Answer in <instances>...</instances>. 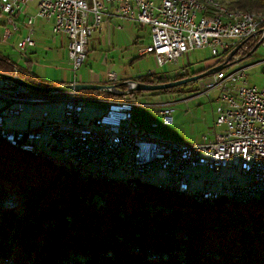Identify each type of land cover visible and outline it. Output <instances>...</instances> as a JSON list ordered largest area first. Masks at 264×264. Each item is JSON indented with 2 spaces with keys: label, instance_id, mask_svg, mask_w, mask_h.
Returning <instances> with one entry per match:
<instances>
[{
  "label": "built area",
  "instance_id": "2783aa9c",
  "mask_svg": "<svg viewBox=\"0 0 264 264\" xmlns=\"http://www.w3.org/2000/svg\"><path fill=\"white\" fill-rule=\"evenodd\" d=\"M34 1L37 12L26 20L28 34L19 46L22 55L36 46L35 21L43 18L51 23L55 34L67 36L68 58L75 79V71L87 59L94 29L115 18L150 27L151 41L143 53L154 55L160 66L200 48H210L213 57L220 59L240 44L238 56L251 52L261 40L260 46L264 47V25H250V20L244 25L219 20L215 5H187L185 0H0V13L11 24L5 31V41L12 31L19 29L17 19ZM231 66L212 74L206 84L205 92L214 88L219 91L215 98V126L219 131L214 128L200 142L157 137L141 131L135 120L133 100H106L103 114L86 118L84 112L89 103L98 101L78 93L63 97L64 109L59 120H50V112L43 111L38 128L7 127L8 116L20 117L28 106L53 102V97L17 84L5 94V104L0 109V135L17 138L23 146L51 158L78 161L79 175L87 171L113 175L117 169L149 172L158 168L165 173L163 185L190 189L188 169L205 167L217 175L226 169L228 175L225 183L217 182L212 188L196 191L199 195L229 192L242 196L261 192L264 191V88L249 83L247 67ZM127 81L128 88L124 90L117 86L122 81L115 71L110 70L104 78V84L110 86L109 93L114 94L124 91L128 94L137 85L134 80ZM155 106L163 126L174 125V102L163 96ZM159 128V123L150 127L156 132Z\"/></svg>",
  "mask_w": 264,
  "mask_h": 264
},
{
  "label": "trees",
  "instance_id": "16d2710c",
  "mask_svg": "<svg viewBox=\"0 0 264 264\" xmlns=\"http://www.w3.org/2000/svg\"><path fill=\"white\" fill-rule=\"evenodd\" d=\"M230 7L264 13V0H237ZM230 52L192 75L220 65ZM0 71L55 85L4 56ZM163 75L132 80L159 84L190 76ZM144 92L107 95L133 100ZM8 194L21 196L23 203L0 207V262L264 264V197L198 201L192 193L163 192L154 183L139 186L134 178H81L61 158L39 156L0 138V197Z\"/></svg>",
  "mask_w": 264,
  "mask_h": 264
},
{
  "label": "rangeland",
  "instance_id": "374dc122",
  "mask_svg": "<svg viewBox=\"0 0 264 264\" xmlns=\"http://www.w3.org/2000/svg\"><path fill=\"white\" fill-rule=\"evenodd\" d=\"M2 20L3 18L0 17V21ZM40 21L44 20L39 18L37 23ZM61 37L62 35H57L46 27L39 41V45L36 48L37 56L34 59V64H37V67L33 69L34 71H31L46 80L68 81L74 76L67 52L65 48H63ZM13 41V38L9 41L10 45L8 43H1V41L0 49H5L18 65L27 69L26 62L21 60L19 53L13 50ZM150 41V27L148 25L143 26L132 20L121 19L113 21L112 25H107L106 27H104V23L100 24L94 29L91 36L90 51L86 61L80 69L75 71L77 80L89 82L98 79L99 84H104V78L110 70L118 74L120 80H123L121 83L127 80L137 79L143 75L147 78L152 77L153 79H157L163 77V73L167 74V77H174L175 75L181 76L182 74H189L192 76V74L206 69L208 64L215 61L211 49L206 47L196 49L180 57L177 61H172L164 66H160L154 55L143 53L144 47L149 45ZM238 52L231 61L244 59L231 67L234 69L247 67L246 72L248 74L249 83L259 88H264V47L260 46L247 58L245 57L248 53H243L242 56H238L241 54H238ZM202 72L206 71L204 70ZM16 73L17 71L13 74ZM211 78V75L207 76L196 82L175 87L170 92L159 93L157 91H145L141 95L136 93L134 96L135 98H133V102L136 104L134 116L141 131L149 132L153 123H159V130L162 135L186 142H200L202 136L206 133H211L214 128L219 131V128L215 126L217 117L215 112L217 106L215 97L219 94L218 88L196 95V93L205 89L206 84ZM56 84L58 83H55V85ZM14 85L16 84L12 86ZM9 91L10 90H8L7 93ZM107 93L109 92L102 90H87L84 91V93H80L81 96L96 99V101H98H91L89 103V106L84 112L86 118L99 116L105 112L106 100H114L110 98ZM5 94L4 98L6 96ZM46 95L53 97V102L45 105L28 106L25 108L22 118H12L8 116L7 124L15 125L16 127L17 124L18 126H22L24 124L23 119H25L28 113H30L29 115L42 116L43 111L50 112V120L61 119L64 109L63 97H66L67 94ZM163 96L165 99H171L174 102L176 108L174 113V126H163L158 106H155V104L161 101V97ZM184 98L187 99L184 100ZM146 104L151 105L146 107ZM16 127L14 128L17 129ZM49 152L52 153V150L49 149ZM55 157L59 156L56 155ZM188 172L190 173V189L188 193H194L204 188H212L217 182H221V184L225 183V176L228 175V170L226 169L222 170L221 175H217L205 167L197 169L189 168ZM236 174L239 175L238 173ZM111 177L121 180L134 178L139 186L142 181L154 183L163 192H170L160 188V185L166 183V177L165 173L158 168H153L149 172L117 169ZM241 180H243V178H241ZM22 203V197L17 194H8L4 197H0V207L9 205L19 207ZM0 264L16 263L3 261L0 262Z\"/></svg>",
  "mask_w": 264,
  "mask_h": 264
},
{
  "label": "crops",
  "instance_id": "0c3cea01",
  "mask_svg": "<svg viewBox=\"0 0 264 264\" xmlns=\"http://www.w3.org/2000/svg\"><path fill=\"white\" fill-rule=\"evenodd\" d=\"M37 7H38L37 6V1H34V2L29 3V5L25 9V12L23 14H21L19 16V18L17 19V22H18V25H19V29L16 30V31H12L10 37L6 41L4 40V34H5L6 29H8V28L11 27V24L9 22V18L6 15L0 13V17L3 18V20L0 21V42L2 41L1 43H4V44L8 43L10 45L9 41L13 38V40H14L13 43H12L13 44L12 45L13 50L15 52H18L19 55H20V57H21V60H23L24 62H26L27 69L22 68L20 65H18L14 61V59L12 58V56H10V54L8 52H6L5 49H0V56H4L6 58H10L14 63H16V65L18 66V68L27 70L29 72H32L31 70H33V69H35L37 67V64H34V61H35L34 59L37 56V50H36V48L39 45V41L41 39L42 34L44 33L45 28L47 27V29H50V31L53 32L52 25H51L50 22L46 21L43 18H40V19H43L44 21H40V22L37 23V21L39 19V18H37L36 21H35V31H34V34H33V37L36 40V46L29 47L27 49L26 55H22V53H21V51L19 49V46L21 45L22 40L28 34V28H27V24H26L27 21L26 20L28 18V15L36 14ZM115 20H118V19L115 18V19H111V21H105L104 22V27H106L107 25H109V26L112 25L113 24V21H115ZM61 39H62L63 48H65V50L67 52V56H68V48H67V46H68V38H67L66 35H62ZM68 60H69V58H68ZM32 73L35 76L40 77L39 75L35 74L34 72H32ZM40 78H42V77H40ZM42 79H44V78H42ZM44 80H46V79H44ZM76 80L77 79H75L74 76H72V78L70 80H68V81H59V80H56V81H51V82L58 83V84H66V83H72L73 81H76ZM47 81H50V80H47ZM77 81L78 82H84V81H79V80H77ZM89 82L99 83V80L96 79L95 81H89ZM13 84L14 83L9 82V81H7V80H5V79H3V78L0 77V90H1L0 91V109H1V107L5 103L4 94L7 93L8 90H10V87ZM3 91H6V92H3ZM204 92H205L204 90L199 91L198 93H196V95L197 94L204 93ZM185 99H187V98H184V100ZM29 114L30 113H28V115L25 116V119H23L24 120V124L22 126H18V124H17V127L15 125L14 126L11 125V124L9 125V124H7V119H6V126L11 127V128L16 127L17 129H34V128L39 127L41 125V115L40 116H34V115H29ZM62 114H63V112H62ZM22 115H24V112H23ZM22 115L20 116L21 118H22ZM20 117H12V118H20ZM174 125H172V126H174ZM147 133L150 134V135H153V136H157V137L158 136H163V137H167V138H172L170 136L162 135L161 132H160V130H158L156 132V131H152L150 129V131L147 132ZM172 139H174V138H172ZM180 141H183V140H180Z\"/></svg>",
  "mask_w": 264,
  "mask_h": 264
},
{
  "label": "bare ground",
  "instance_id": "6f19581e",
  "mask_svg": "<svg viewBox=\"0 0 264 264\" xmlns=\"http://www.w3.org/2000/svg\"><path fill=\"white\" fill-rule=\"evenodd\" d=\"M187 5H194L198 4V6L203 7H215L218 9V19L219 20H230L232 23L237 25H244L247 24V20H250V25H264V13H253L248 11H237L232 10L230 5L232 2L237 0H185ZM0 138L5 139L6 141L10 142L11 144L20 147L23 150L33 152L37 155L48 156L45 153L39 152L37 149H33L30 146H23L17 138L9 137L7 135H0ZM68 165L73 167L76 171L78 177H92V178H99V179H107L113 178L110 174H101L99 171H87V173H83V175H79V162L73 159H64ZM133 187L136 186V182L130 183ZM161 189L174 191L176 193L185 192L188 193L189 188L186 187H176L175 185H160ZM195 195L198 201H208L218 199L223 195H227L230 198L240 201L246 202L249 200H253L257 197H264V191L261 192H248L244 193L242 196H233L230 195L229 192H216L214 195L210 196H202L199 195L198 192L192 193ZM195 198V199H196Z\"/></svg>",
  "mask_w": 264,
  "mask_h": 264
},
{
  "label": "water",
  "instance_id": "95a60500",
  "mask_svg": "<svg viewBox=\"0 0 264 264\" xmlns=\"http://www.w3.org/2000/svg\"><path fill=\"white\" fill-rule=\"evenodd\" d=\"M262 41V40H261ZM257 43V45L254 47V49L248 53V55L245 57H249L252 55L259 47L260 43ZM242 47V44L238 45L234 50L231 51L228 57V61L226 63H222L220 65H217L211 69H209L206 72L192 75L187 78H183L180 80L168 82V83H159V84H149V83H141V82H136V86L132 88L129 93L136 92V91H160V90H166L170 88H175L179 86H183L192 82H196L202 78H205L207 76H210L212 74H215L216 72L229 67L231 65H234L236 63H239L243 59H238L235 61H231L233 57L237 54V52L240 50ZM0 77L12 82L14 84L20 85L27 87L29 89H32L34 91L43 93V94H48V95H55V94H75L79 93L80 91H86V90H102V91H108L109 92V87L108 85L105 84H99V83H94V82H76V83H66V84H59V85H52V86H47L43 87L40 85H36L34 83H31L19 75L13 74V73H8V72H2L0 71ZM122 85H128V81L121 83L120 85H117L121 87ZM114 94V92H111ZM126 91H124L123 94H125ZM8 127V126H7ZM38 128V127H37ZM15 129V128H14ZM35 129V128H34ZM22 130H28V129H22Z\"/></svg>",
  "mask_w": 264,
  "mask_h": 264
}]
</instances>
